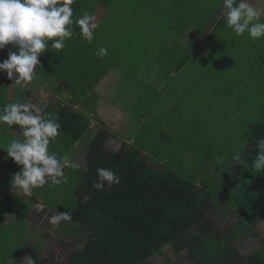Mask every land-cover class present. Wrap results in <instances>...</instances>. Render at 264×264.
<instances>
[{
  "label": "trees",
  "instance_id": "1",
  "mask_svg": "<svg viewBox=\"0 0 264 264\" xmlns=\"http://www.w3.org/2000/svg\"><path fill=\"white\" fill-rule=\"evenodd\" d=\"M86 1L75 0L73 17ZM89 1L108 7L113 0ZM216 21L217 32L209 37L207 46L216 41L217 47H223L225 53L232 43L229 30H221L226 25L223 16L217 17ZM210 63L218 65L215 59L207 64ZM226 63L229 65L228 60ZM218 66L219 69L222 67ZM226 72L229 82L241 76L230 74L229 67ZM217 73L212 72L204 78ZM204 83L208 81L204 80ZM90 89L78 90L73 83L69 89L73 97L66 104L56 103L55 98L46 107L39 104L33 93V90L39 93L36 88L24 90L12 102L39 104L42 114L58 118L61 135L50 144L49 150L61 159L67 157L70 162L73 157L74 163L79 165L78 169L69 166L64 170H69L71 175L73 172L72 176L77 180L73 189L74 203L66 210L72 211L70 223L76 227L71 239L80 231L82 234L74 240L77 245L71 251H65L64 248L69 246L59 241L64 250L60 264H156L153 259L166 256L167 247L172 248L178 261L190 257L194 264H264V239L257 230L254 231L264 220V196L256 189H250L248 180L252 171H256L252 161L256 158L257 141L264 138V93L254 100L253 112L246 113L245 119L237 122L238 127L241 125L238 134L246 136L243 149L232 144L234 140L226 139L223 146L216 148L212 137L216 135L217 127L192 126L187 131L181 129L184 135L176 139L180 150L177 156L168 154L165 155L167 160H152L150 154L137 144H129L121 152L109 145L114 136L109 127L95 114H86L82 110L85 104L81 101ZM92 100L90 96L89 103ZM4 106L1 104L0 109ZM92 120L96 121L94 127ZM0 135L3 138H0V183L11 185L12 177L20 167L7 156L4 145L16 139L14 135L23 137L19 126L9 128L3 124H0ZM78 145L82 151L80 164V154L76 153ZM235 146L241 150L245 163L232 159ZM73 152L79 156H72ZM219 154L225 159L217 161L214 157ZM98 168L113 169L121 177L120 184L111 189L106 187L104 191L96 190L93 185ZM68 181L59 186L69 184ZM85 195L90 196L87 202L83 199ZM230 217L237 219L236 226H224ZM244 229L256 233L263 242L260 251L243 255L237 248L236 243L241 241L239 236ZM181 250L186 252L185 258L180 257ZM54 255L45 260L40 252H36L32 258L35 264H53Z\"/></svg>",
  "mask_w": 264,
  "mask_h": 264
},
{
  "label": "crops",
  "instance_id": "2",
  "mask_svg": "<svg viewBox=\"0 0 264 264\" xmlns=\"http://www.w3.org/2000/svg\"><path fill=\"white\" fill-rule=\"evenodd\" d=\"M195 1L199 5V10L213 9L216 6H220L218 10H208V12H203L202 14L197 12L195 16L196 20L194 18V21L199 29L196 31L195 35H186L184 37L179 35L171 36L170 43L164 45L158 42V38L155 42H152L158 35L151 30L147 33L148 37H152L149 42L142 40L137 43L131 42L128 36L123 37L121 35H114L111 32L112 41L109 44L100 42L101 46L99 47L98 42L95 41L93 44L94 46H88L84 43L80 44L81 48L75 45H73L72 48H64L62 55L65 57V61L61 64V66L64 67L63 69L59 68L56 64L57 58L53 61L48 58L44 59V55H42L39 57L41 65L37 66L36 78L30 85H32V88L38 89H42L44 86L48 87V96L52 99L55 98V100H61L60 102H63L62 104H66L72 99L73 96L70 94L69 89L73 83L78 90H87L91 88L87 93L88 95L86 94L87 97L81 98V104H85L86 106H84L82 110H84L86 114H95L96 118L109 127L110 131L114 134L109 145L115 150L116 146L120 144H125L127 146H130L129 144H137L138 136L141 135L143 137L142 132L143 129L148 126V122H152L151 126L158 129V132L163 131V129L176 127L179 129V133H176V135H178L175 137L176 139H180L184 135L181 129H186L187 131V128L192 126L206 128L217 127L218 131L223 129L221 135L225 137L226 141L229 140L230 142L234 140L232 144H236V146H240L243 149L246 136L243 135V133L238 134L234 128H227V125L222 122V118L228 114L234 115L236 118L233 124H236L235 127H238L237 122L239 120H244L246 113L253 112L254 100L260 98L261 94L264 93V83L261 84L260 87L257 83V74L259 73L260 75L258 62L259 59H264V51L260 52L257 60L253 58V61H250V64L247 63L246 65L256 68V73H258L256 74L255 82L253 78H247L244 74L231 79L230 82L227 77L219 81L218 89L214 91L209 88L210 80L214 76L211 75L210 78L207 79L203 77V81L206 80L208 83H205L206 85H203L199 91H195V80H199L203 76V73L200 72V69H203L200 66V62L206 66L209 61L216 59V48H214L216 41L209 47L207 46V42L209 37L217 32L216 18L223 16V1L221 5H218L220 3L215 0ZM249 2L257 8H264V0H249ZM101 6L103 9L100 8L98 11L94 9L93 11L95 12L93 14L98 12L104 13V10L112 11V9H108V7ZM89 10H91V8ZM80 12H85V10H80L78 14ZM121 14H124V11L118 9L114 10L113 20L116 21V25L125 29L124 25L127 24V20L124 24L121 19L123 18ZM103 15L104 14H102V16ZM201 19L202 23L199 22ZM154 27L156 28V25H154ZM223 29L229 30L230 41L231 38L234 37L241 38L240 36H236L227 25L223 26L221 30ZM110 31L118 33L113 28H110ZM177 37H179L178 41H175ZM216 40H218V36ZM249 41L255 45L262 43V48H264V40L253 42L249 38ZM160 44L164 46H160ZM82 47L83 50H81ZM101 47L108 49V54L103 58H99L96 55V52ZM202 49L207 50V57H205V55L203 57H198V53ZM59 56L61 57V55ZM242 62L240 63L242 64ZM85 64L91 65V68L86 70L84 68ZM217 64L219 65L220 62H217ZM225 64L227 63L225 62ZM218 65L216 66L215 64V67L219 69ZM73 71H75L74 74L79 71L83 72L78 75V78L77 75L73 74ZM74 76H76L75 79ZM42 77L44 81H41V84H39L38 79ZM177 82H181L180 89L184 91V93L186 91V96H191L192 94L193 96H201L199 100V111L197 109L193 112L192 110H194L195 107L192 105L191 107L187 106V104H189L187 101L180 102L174 99L176 95L174 88ZM232 84H237V89H244L236 94H226V91L230 89ZM30 87L31 86L28 85L24 90ZM206 94L208 98H204ZM90 96L93 97V100L89 103L88 100ZM151 104L154 105V112H151ZM158 105H160V109H157ZM216 105H218V107ZM77 107L79 108L81 106L78 105ZM165 111L166 113L172 112L174 120H176L177 116L178 123L176 124L175 121L172 120V117L166 114L161 118L160 115ZM158 113L160 114L156 115ZM174 113H176V116ZM249 116L252 115L250 114ZM130 119L134 120L133 127H128L127 121ZM169 119H171L172 122H170ZM91 123L93 127L96 125L95 120H92ZM244 126L246 128L248 127L247 124ZM122 127L129 128V132L131 133L130 138H125L123 136ZM146 136H148V134H146ZM166 138L165 136V139L160 140L157 146L153 147V150H151L157 154L156 156H159L160 160H167L164 156L168 154L177 156V152L180 151L179 149H171V151L167 153V150L162 148ZM167 139L169 141L171 140V138ZM212 140L215 145L219 144L218 137L213 136ZM150 142H152L151 139ZM236 146L234 147V151L241 152ZM214 158L217 161L224 159L219 157V155ZM0 184L3 186V189L8 186L3 183ZM2 195L3 194H0V196ZM39 195L40 194L37 196L38 200L41 199ZM53 212L56 211L53 209ZM235 220L236 223L233 222V224L236 226L237 219L235 218ZM4 224L6 223L3 219L2 225L4 226ZM263 224L264 222L262 225ZM262 225L258 229L264 232V227H262ZM239 239L242 238L239 236ZM254 241V239L249 238L244 245H242L240 241V244L238 242L236 246L243 255H251L262 249V245L259 243L257 245L255 244V246L253 244ZM18 261L20 264H25L23 260L18 259ZM6 264H14V262L9 260Z\"/></svg>",
  "mask_w": 264,
  "mask_h": 264
},
{
  "label": "rangeland",
  "instance_id": "3",
  "mask_svg": "<svg viewBox=\"0 0 264 264\" xmlns=\"http://www.w3.org/2000/svg\"><path fill=\"white\" fill-rule=\"evenodd\" d=\"M215 1L222 4L223 0ZM198 6L199 5L198 3H196L195 0H113L108 6V9H112V11L104 10V13L98 12L96 14H93L95 11H98V9L102 8V6L99 3L87 1V3L80 9H84L85 12H80L78 14V12L80 11L79 10L73 17V19L82 16L86 12L95 15L97 18V22L99 23V28L95 32L96 38L92 43L86 42L81 36L78 35V26L74 25V32L77 34H74L73 38L70 41H66L65 48H72L73 45L81 48L80 44L84 43L88 46H94L93 44L95 41L98 42L99 47L101 46L100 42L103 44H109L112 41V37L110 35L111 32L114 35H121L123 37L128 36L131 42L137 43L142 40L149 42L150 38L152 37H148L147 33L150 30L153 31L156 35H158V37H155L152 42H155L158 38V42H161L166 45L170 43L171 36L179 35L181 37H184L186 35L196 34V31H198L199 29L194 21V18L196 20L195 16L197 15V12L202 14L203 12H208V10H213H199ZM90 8L91 10H89ZM94 9L95 11H93ZM117 9L124 11V14H121V16L123 17L121 19L123 20L124 24L127 20V24L124 25L125 29H122L119 25H116V21L113 20L114 10ZM102 14L104 15L102 16ZM199 22L202 23V19ZM154 25H156V28L154 27ZM110 28H113L118 33L110 31ZM240 37L241 38H231V46L228 47L226 51H224L225 53H223L222 51L223 47H217V45L214 44V48H216L215 60L217 62H220V65L222 67L218 69L217 67H215V63H210L205 66L203 63L200 62V66L204 69L205 73L199 80H195V91H199L203 85H206L203 81V77L208 76L214 71H218V73L215 74L210 80L209 85V88L216 91L219 86V81L228 77V72H226L227 67H229L230 69V74L233 73V75L236 76L244 74L247 78H253L255 82L256 74L258 73H256V68L246 65L247 63L250 64V61L252 62L253 58L257 60L260 52L264 51V48H262V43L256 45L250 43L247 33ZM178 38L179 37L175 38V41H178ZM163 44H160V46H164ZM52 51L53 52H45L43 54L44 59L48 58L54 61L57 58L56 64L59 66V68L63 69L64 67L61 66V64L65 61V57L62 55L63 50L56 52V50L53 49ZM7 52L8 50L5 49L0 50V62L7 58ZM199 54V57H201L202 54L207 57L206 52H204V50H200ZM59 55H61V57ZM250 58H252V60H250ZM225 60L226 62L227 60L229 61V65L225 64ZM240 62H242V64ZM224 65L227 66L223 67ZM231 65L234 66L232 67ZM84 68L86 70H89L91 68V65L85 64ZM258 68L260 69V75L259 73L257 74V83L260 87L261 84L264 83V59H259ZM203 69H200L201 73H203ZM74 72L75 71H73V74ZM82 72L83 71H79L74 75H77L78 77V75L82 74ZM75 78L76 76H74V79ZM41 81H44L43 77L38 79V83L41 84ZM11 85L12 81L7 78L6 73H0V105H7L17 100L19 98V92L21 93L24 90V88L22 89L19 86ZM29 86L31 87L28 89L32 91V85L29 84ZM180 88L181 82H177L174 88V92L176 93L174 99L180 102L187 101L189 102L187 106L191 107L192 105L193 107H195L194 110H192L193 112L197 109L199 111V100L201 99V96H193V94L191 96H186V91L184 93V91H182ZM47 89L48 87L45 86L44 88L42 87V89L36 88L39 93H36L33 90L34 97L36 98V100L39 102V104H42L45 107L48 106L52 100V98L48 96ZM242 89L244 88L237 89V84H232L230 89L226 91V94H236ZM204 98H208V95L206 94ZM60 101L61 100L56 99V103H59ZM39 104L37 105V107L40 106ZM153 106L154 105L152 104L150 105L151 112H154ZM216 106L218 107V105ZM159 107L160 105L157 106V109H160ZM176 113H174L175 116ZM159 114L160 113L156 115ZM165 114L172 117V120L175 121L176 124L178 123L177 116L176 120H174L172 112L166 113L165 111L163 114L160 115V117L163 118ZM235 118L236 117L234 115L228 114L222 118V122L227 125V128H234L236 129V132H240L241 125L239 127H235L236 124H233ZM172 120L169 119L170 122H172ZM127 124L128 127H133L134 120H128ZM147 124L148 126H146V128L143 129L142 132L143 137L141 135L138 136L137 146H139L140 149H143L145 152L150 154L148 156L152 160L159 158V156H156L157 154L154 153V151H151L153 150L152 148L157 146V143H159L160 140L165 139V136L169 139L172 138L170 141L166 138L167 140L163 142L162 148L167 150V153H169L171 149L175 150L178 148L175 137H177L176 133L179 132V129L175 127L171 129H163V131L158 132V129L153 128L151 126L152 122H148ZM128 127L121 128L123 136L125 138L131 137V133L129 132ZM211 128L212 127H210V129ZM222 132L223 129H220V131H216V135H213L214 137H218L219 144L216 145V148L218 146H223V144L225 143V137L221 135ZM146 134H148V136H146ZM1 136L2 135H0V138L2 139ZM14 138L20 139L16 135H14ZM150 139L152 140V142H150ZM169 142H171L172 144H168ZM207 143L208 140L205 141V144ZM7 145L8 144L6 143L4 145L6 149ZM125 146L128 147L125 144L117 145L116 151L121 152L123 148L125 149ZM61 148L64 149L63 146ZM76 153L80 154V156L77 154L75 155V152L72 153V156H79L78 160L80 164L82 158V151L80 145L77 146ZM57 157L59 158L58 155ZM219 157L224 158L223 154H219ZM71 161H73L74 163L73 157H71ZM64 171L65 176L67 177L66 181L69 180V184L53 187L49 183L43 188L34 189L33 195L31 197L25 196L22 190L13 187L12 185H10L9 182H5L6 185H8L6 187L9 188L5 187L3 189V186L0 184V194H3L2 196H0V264H6V262H8L9 260L11 262H14V264H20L18 259L23 260L26 264V257H32V254H35L36 252H40L42 258L45 260H48L50 255L55 254L53 264H60L61 262H63L64 250L63 246L61 247L59 245V241L61 240L62 243H65L69 246L67 248H64L65 251H71L73 249V246L77 245L76 243H74V240L77 241L79 238H81L82 231H80V233L78 232L74 236V239L73 237L71 239L72 233L76 230L75 225H73L72 223H64L62 227L57 229L48 222V218L51 215L55 214V212H53V209L56 212L64 213L66 212L68 205L70 203H74L73 189L76 186L77 180L75 176H72L73 172L71 175V172L69 170L67 171L66 169ZM250 177L251 178H248V180L250 181V189H252L253 191L256 189V191L263 194L264 196V171H252ZM242 189H240L239 191H241ZM244 190H246L245 187ZM248 193L249 191L246 192V194ZM38 194H40V200H38L37 198ZM40 205H43L42 210H40ZM230 218L226 219L227 222H224V226L227 227L228 225H234L233 222L236 223L235 218ZM3 219L6 223L4 224V226L2 225ZM262 227H264V224L262 225ZM256 230L258 232V235L264 239V232L260 229H255L254 231L256 232ZM251 235L252 237H249ZM240 237L243 239H241L242 245L247 243L246 241L249 238L255 240L253 243L254 245H257L259 243L260 245H263V242L257 238V234L252 233L251 230L244 229L242 233H240ZM215 250L216 246L214 247L213 251ZM165 254L166 256L156 257L153 259V261L156 264H170L172 262L174 264H194L191 261L190 257L185 260L183 259L182 261H178L176 258V254H174V251L171 247H167L165 249ZM179 255L180 257L182 256L184 258L187 256L184 250H181Z\"/></svg>",
  "mask_w": 264,
  "mask_h": 264
},
{
  "label": "clouds",
  "instance_id": "4",
  "mask_svg": "<svg viewBox=\"0 0 264 264\" xmlns=\"http://www.w3.org/2000/svg\"><path fill=\"white\" fill-rule=\"evenodd\" d=\"M75 0H0V50L8 49L7 58L0 62V73H6L12 85L26 88L36 78V69L41 65L39 57L45 52L62 51L66 41L78 26V35L86 42L95 40L99 23L95 15L84 13L73 19ZM222 14L226 25L236 34L256 42L264 40V8H257L249 0H223ZM55 53V52H54ZM108 49L101 47L96 52L103 58ZM11 85V86H12ZM0 124L19 126L23 139H13L7 145V156L20 167L12 177L11 185L31 197L33 190L49 183L55 187L66 182L65 167L78 169L79 165L67 157L58 158L50 152V144L61 135L58 118L42 114L32 103H10L0 109ZM257 154L252 166L264 171V138L257 141ZM232 159L245 163L239 151ZM94 188L104 191L119 185L121 177L111 168H98ZM84 202L90 196L83 197ZM43 205H40V210ZM72 211L55 212L48 222L59 229L64 223L72 222ZM27 264H35V259L26 257Z\"/></svg>",
  "mask_w": 264,
  "mask_h": 264
}]
</instances>
